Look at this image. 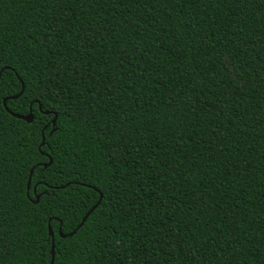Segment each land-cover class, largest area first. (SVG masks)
Masks as SVG:
<instances>
[{
    "label": "trees",
    "instance_id": "trees-1",
    "mask_svg": "<svg viewBox=\"0 0 264 264\" xmlns=\"http://www.w3.org/2000/svg\"><path fill=\"white\" fill-rule=\"evenodd\" d=\"M0 71V264H264V0H0Z\"/></svg>",
    "mask_w": 264,
    "mask_h": 264
},
{
    "label": "water",
    "instance_id": "water-1",
    "mask_svg": "<svg viewBox=\"0 0 264 264\" xmlns=\"http://www.w3.org/2000/svg\"><path fill=\"white\" fill-rule=\"evenodd\" d=\"M22 90H23V85L20 83V90L19 92L14 95V96H10V97H7V98H4L2 99L1 101V104H2V107L3 109L10 115L12 116L13 118H16V119H19V120H22L26 123H30L31 120H32V114L30 113L29 109H28V113L26 115H17V114H14V113H11L7 110V108L5 107V101L6 100H15L17 97L20 96V94L22 93ZM37 109L39 110L40 107L37 106ZM48 112H43V114H47ZM54 117H56V114L55 113H52V118L50 121H52L54 119ZM54 124L55 123H51L50 126H51V129L49 131L48 134H50L52 131H54ZM40 136H41V140H40V143L39 145H43V135H42V132L40 133ZM39 148V147H38ZM50 164V160L48 159V162L46 164H44L42 167L45 168L47 165ZM32 168L29 170L28 172V177H27V181H26V189L28 188V184H29V177H30V174L32 172ZM100 193H98V198L96 200V202L86 211V213L83 215V217L81 218L80 222L78 223V225L75 227V229L69 233L68 235H72L75 230H77L82 224L83 222L85 221V219L87 218V216L96 208V206L98 205L99 201H100ZM37 197H35V200H34V203L37 202ZM48 236L50 237V248H49V254H50V259H49V262L48 264H52V261H53V239H52V233L51 231L48 229ZM58 236L60 238L64 237L63 235H61L59 232H58Z\"/></svg>",
    "mask_w": 264,
    "mask_h": 264
},
{
    "label": "snow or ice",
    "instance_id": "snow-or-ice-1",
    "mask_svg": "<svg viewBox=\"0 0 264 264\" xmlns=\"http://www.w3.org/2000/svg\"><path fill=\"white\" fill-rule=\"evenodd\" d=\"M0 76H2V71H0ZM36 102L38 103V101H36ZM40 108H41V111H42V110H43V106L41 105ZM47 115H51V113H48ZM56 119H59V116L54 117V119H53L52 121H50V124H51V123H55V120H56ZM56 131H59V129L57 128ZM38 147H40V148L42 149V148H43V145H39ZM33 171H34V169H33ZM100 199H101V200L103 199L102 194L100 195ZM98 206H99V205H97V207H98Z\"/></svg>",
    "mask_w": 264,
    "mask_h": 264
}]
</instances>
